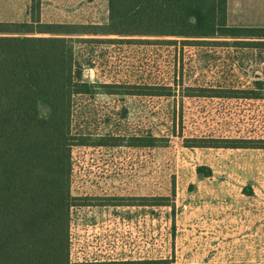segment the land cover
<instances>
[{"label":"rangeland","instance_id":"374dc122","mask_svg":"<svg viewBox=\"0 0 264 264\" xmlns=\"http://www.w3.org/2000/svg\"><path fill=\"white\" fill-rule=\"evenodd\" d=\"M29 6L30 0H0V23L28 21ZM107 8L108 0H40L44 23L103 24ZM226 23L264 26V15L226 16ZM75 52L82 63V80L88 84L122 85L133 91L140 85H158L173 90L169 97H148L121 94L122 88L115 86H94L90 95L74 97V129L91 144L78 146L75 159L78 154L81 160L94 155L93 167L112 169L118 175L122 171L128 182L129 262H181L185 251L178 247L175 259L174 246L176 228L184 225L177 222L196 193L198 199L204 194L215 203L208 208L212 216L223 211L213 210L219 202L245 199L240 187L252 186L264 200V151L200 150L182 142L184 138L264 140V45L87 42L77 43ZM256 80L261 81L260 88L254 85ZM197 87L206 88V95L220 96L232 90H255L259 98L186 97L195 93L187 88ZM146 132L169 137V142L154 148L126 146L129 138ZM98 142L107 145L96 147ZM198 166L210 168L215 176L196 174ZM228 186L233 189L226 193ZM257 230L263 232L259 225ZM257 250L264 255V241H257Z\"/></svg>","mask_w":264,"mask_h":264},{"label":"trees","instance_id":"16d2710c","mask_svg":"<svg viewBox=\"0 0 264 264\" xmlns=\"http://www.w3.org/2000/svg\"><path fill=\"white\" fill-rule=\"evenodd\" d=\"M226 5L227 0H108L106 23L71 24L42 22L40 0H30L28 21L0 23V264H79L70 260V212L78 203L70 193L72 150L91 144L74 129V97L90 95L94 86H123L83 82L75 45H264V26H228ZM127 87L121 94L169 97L173 92L170 86ZM187 89L195 93L186 97L259 98L255 90L220 96L206 95L202 87ZM129 139L127 147L169 142L149 132ZM182 142L186 148L264 149L260 139ZM196 174L208 178L212 171L198 166Z\"/></svg>","mask_w":264,"mask_h":264},{"label":"crops","instance_id":"0c3cea01","mask_svg":"<svg viewBox=\"0 0 264 264\" xmlns=\"http://www.w3.org/2000/svg\"><path fill=\"white\" fill-rule=\"evenodd\" d=\"M243 14L264 15V0H227V17ZM75 149L77 147L72 150L70 193L78 199V203L70 212V260L79 264H128V182L123 180L122 171L118 175L112 169L97 165L93 167L91 157L94 155L87 154L81 160L78 154L75 159ZM225 150L239 154L264 151L242 148ZM224 188L226 193L233 189L230 186ZM251 188L240 187V191L243 189L241 196L245 199L219 202L220 206L213 210L223 211H216L214 216L208 212V208L215 203L206 200L204 194L200 195V199L197 198L199 193L194 194L185 206L181 222H177L184 228H176L174 258L177 259L178 247L185 252L181 262L174 264H264V255L261 256L257 250V241H264V200ZM225 209L232 211L225 213ZM236 209L242 212L235 213L233 210ZM261 209L263 211L258 212ZM258 225L263 230L260 234Z\"/></svg>","mask_w":264,"mask_h":264}]
</instances>
